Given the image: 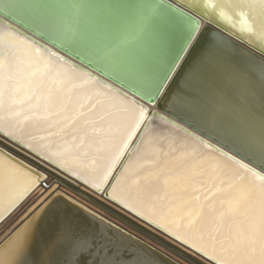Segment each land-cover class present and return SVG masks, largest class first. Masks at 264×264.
Returning <instances> with one entry per match:
<instances>
[{
	"label": "snow or ice",
	"instance_id": "obj_1",
	"mask_svg": "<svg viewBox=\"0 0 264 264\" xmlns=\"http://www.w3.org/2000/svg\"><path fill=\"white\" fill-rule=\"evenodd\" d=\"M183 4L12 0L4 5L18 22L59 47L80 49L82 58L133 95L0 25V222L33 194L32 207L42 205L54 219L60 209L45 195L53 182L45 187L47 177L13 157L7 151L11 141L130 209L200 264H264V57L240 70L245 84L258 82L259 91L248 87L230 108L192 111L204 54L185 77L187 86L174 95L170 88L207 31L202 20L224 26L264 54V0ZM163 102L195 131L162 116L156 105ZM157 122L182 136L153 135ZM161 141H167L166 150L155 147ZM148 145H153L146 161L152 170L142 172L143 166L133 167V156ZM68 202L75 203L70 197ZM36 219L10 238L7 264L22 252ZM70 230L65 223L64 232ZM89 246L76 242L83 250Z\"/></svg>",
	"mask_w": 264,
	"mask_h": 264
},
{
	"label": "water",
	"instance_id": "obj_2",
	"mask_svg": "<svg viewBox=\"0 0 264 264\" xmlns=\"http://www.w3.org/2000/svg\"><path fill=\"white\" fill-rule=\"evenodd\" d=\"M168 2L176 4L179 7H184L183 0H168ZM0 22L5 24L6 26H11L13 29L20 31L23 34L25 33L28 38H32L35 41L41 42L40 40H38V38H40L43 41L55 44L53 40H50L49 36L42 35L39 31H34L32 28L26 26L25 24L18 22V20L15 19L9 11L0 9ZM201 23L203 27L207 28V31L204 33L203 38L201 39L200 44L196 49V52L192 54V58L196 54H204V52H206L208 48H211V46L214 45H221L223 47L227 46L235 50H241V52L246 57L252 58L258 62L259 58L264 57V54L259 53L258 50H256L255 45L250 44L246 39H238L236 35H234L229 31V29L225 28L224 26L218 25L216 23H210L208 20H202ZM37 36L38 38H36ZM62 49L66 54L73 56L75 59L78 58L77 54L69 51L67 48ZM69 60L72 63H76L73 59L69 58ZM191 60L192 59L185 57V62H182L181 68L177 70V76L174 77L170 82V88L173 87L175 81L180 76L184 68L190 64ZM86 63L90 66H93L91 63H89V61H86ZM92 68L100 71V69L96 66H93ZM114 81L115 83L122 85L120 82L116 80ZM157 107L159 110H165L171 116L169 117L165 115V117L176 120L177 123L181 124L189 131H195V129L192 128L191 124L185 123V121L180 119L179 116H173L172 113L164 107V104L158 103ZM200 134L202 135V133ZM212 143H215V141H212ZM2 150L4 149L2 146H0V151ZM7 151H9L11 155L17 158L21 163L30 164L34 169H38L45 177L50 173H53V176L57 179V181H61L58 174L47 171L42 165L35 164L24 156H20L10 148H8ZM224 151H229V149L225 148ZM69 183V181L62 182L63 186L65 185L64 187L66 189H72L70 188ZM77 192L79 193V195L88 198V201L93 203L96 209L88 207L87 205L75 200L71 195L62 192L59 189L55 192H51L47 196V198L50 200H54L60 206L59 210L68 211L73 215H78V217L87 220L89 226L85 229L79 230L73 238L69 237L65 240V242H62L61 247L64 246V248L62 250L60 249L59 254L58 250L55 254L58 243H60L68 233L64 232V228H61L58 234L55 236L53 242L39 256L36 264H200L199 260L193 259V257L187 252L178 248L176 245L166 241L158 233L134 220L130 216L121 213L114 207L105 204L103 201L94 198L83 191L78 190ZM69 197L73 201H75V203H69ZM37 206L39 207L35 209V207ZM35 207L29 213H27V215H25V212L22 215L23 218L19 222H14V232L12 234H14L18 230H22V226L28 220L29 215H31L33 212H37L40 208H42V205L37 204ZM92 213H94L95 215H92ZM58 221L59 214L54 219L52 212L49 209H45L43 214L41 213L39 218L37 219L34 230L32 231L30 238L25 244L31 246L33 244V249L36 245L38 246L39 244L45 243V241L50 239L49 237ZM94 226L102 227L108 235L121 240L124 245L115 246L113 244L107 243L108 238L104 234L99 240L92 230ZM12 234L9 233L8 238ZM6 239L0 241V247H3L7 244ZM77 241H88L90 246L86 250L77 248ZM131 249L139 250V252L144 257L138 254L131 253L129 251ZM145 257L150 258L154 261V263L148 261L147 259H145Z\"/></svg>",
	"mask_w": 264,
	"mask_h": 264
},
{
	"label": "bare ground",
	"instance_id": "obj_3",
	"mask_svg": "<svg viewBox=\"0 0 264 264\" xmlns=\"http://www.w3.org/2000/svg\"><path fill=\"white\" fill-rule=\"evenodd\" d=\"M12 0H0V9H3L5 11H9L11 15L15 17V13L11 12V10H6L4 5L6 3H11ZM0 25L6 26L5 24L0 22ZM16 25V24H15ZM17 26V25H16ZM18 27V26H17ZM18 31V30H17ZM19 34L23 35L25 38L32 40L36 44L43 46L47 48L48 50L55 52L59 57L67 60L70 64L80 68L83 71H86L94 76H96L101 83L105 84L106 86L112 87L115 90L125 92L129 96H132L133 93L124 85H120L115 83L114 80H112L108 75L102 73L99 70H95L92 67L95 66H90L89 64L86 63L88 59L82 58L83 52H81L80 49L71 47V46H66L64 48H67L69 51L75 53L78 55V60H76L73 56L66 54L63 52V49L59 47L56 43L52 44L51 42L43 41L38 36L39 41H35L32 38H28V36L25 35V33H21L18 31ZM50 40H52L50 38ZM54 45V46H53ZM204 55L206 56V63L203 65L201 70L198 73V90L197 93L190 97L191 100V108L192 111L198 112L203 109H209L212 108L213 106L216 105H222L225 108H230L233 103L235 102V99L237 96L245 93L247 91L248 87H255L257 89V92L259 91V83L257 82L255 85H246L245 82L242 80L241 72L240 70L243 67H251L253 65H258L259 62L246 57L241 50H235L231 47L227 46H221V45H214L211 46V48H208L206 52H204ZM201 55H195L192 60L190 61V64L184 68L180 76L177 78L175 81L172 89V94L174 95L177 91H179L182 87L187 86V81L185 77L187 76L188 73H190L193 70V64L197 58H199ZM73 57V58H72ZM70 59H73L76 63H72ZM83 60H80V59ZM97 67V66H96ZM99 68V67H97ZM119 82V81H118ZM164 107L168 109L169 103L164 102ZM156 110L160 112L162 116H169L171 117L168 112L165 110H159L157 105H156ZM257 113L259 111V105H257ZM156 127V133L153 135H160V136H175L178 140L182 136V133L179 132H172L169 130L166 126L159 124L158 122L155 125ZM53 131L55 129H52ZM38 135H44V132H39L37 133ZM53 139H56L55 137ZM10 144V149H12L14 152L19 154L20 156H24L25 158L29 159L30 161L34 162L35 164H40L42 165L47 171L49 172H54L60 176V179L62 182H70V188L72 189H66L61 181H57V179L53 176V173L49 174L47 177V180L45 181V187H48V181H52V187L49 188L48 192L45 194L46 197L51 193L55 192L56 190H61L62 192L67 193L68 195H71L75 200L87 205L88 207H91L93 209H96L93 205V203L88 201V198L79 195L77 192L78 190L83 191L87 193L88 195L97 198L101 201H103L105 204L114 207L115 209L119 210L121 213L130 216L134 220L138 221L139 223L145 225L146 227L150 228L151 230L155 231L158 233L161 237H163L166 241L176 245V242L172 239H170L168 236H166L162 231L158 229H154V226L151 225L149 222H145L142 218L137 216L136 214L132 213L130 209H125L124 207L120 206L118 203L112 201L110 197L103 195L98 192H93L92 190L88 189L86 185L79 183L75 180L74 177H72L70 174H66L61 172V170L51 163H45L44 161H40L37 159L33 153L30 151L21 149L19 145L11 146V141L9 142ZM153 145H148L144 148L143 154L139 157H136L135 155L133 156V167L137 166H143L142 167V172H147L151 171L152 169L147 165L146 161L151 159V156L148 155V153L151 152ZM155 147H162L165 150L167 149V141H161L159 144L155 145ZM67 180V181H66ZM72 184V185H71ZM74 188V189H73ZM78 189V190H77ZM76 190V191H75ZM76 192V193H75ZM36 195L33 194L30 196L28 199H26L20 207L14 211L11 215H9L4 221L0 222V241L6 239L7 244L4 245L3 247H0V264H7V256L6 252L9 245L10 238L13 236V230H14V222H19L23 218V214L27 212L28 208H31V210L34 208L32 207L33 203L35 202ZM37 205V204H36ZM35 205V206H36ZM39 206L35 207L37 209ZM34 209V210H35ZM45 211V209L40 208L37 212H33L31 215H29L28 220L26 223L22 226V230L26 227L27 223L31 218L36 215L37 219L39 218L40 214ZM28 211L27 213H29ZM38 214V215H37ZM25 217V216H24ZM36 219V221H37ZM35 221V223H36ZM65 223H68L71 225V230L67 233V235L63 238V240L58 243L57 249L55 251V254L57 250L59 251L58 254L60 253V249L62 250L64 248L61 247L62 242H65L66 239L69 237H74L75 234L81 230L85 229L89 226V223L87 220L82 219L78 217V215H73L68 211L65 210H59V221L56 223L55 227L53 228V231L50 235V239L45 241V243L39 244L38 246L36 245L33 249L31 245H24V248L22 252L19 254V256L13 261V264H36L37 259L39 256L43 253V251L53 242L55 236L58 234L59 230L64 228ZM35 226V224H34ZM95 236L100 240L102 235L104 234L107 238L108 241L107 243L113 244L115 246H123L124 243L113 237L110 236L106 233V231L100 227V226H94L92 228ZM17 232V231H16ZM15 232V233H16ZM72 232V233H71ZM9 233L12 234L9 238ZM71 233V234H70ZM71 238V239H72ZM70 239V240H71ZM56 243V244H57ZM45 244V245H44ZM31 246V247H30ZM56 246V245H55ZM177 246V245H176ZM178 247V246H177ZM182 249L181 247H178ZM33 250V251H32ZM131 253L138 254L143 256L139 250L136 249H131L129 250ZM186 252V251H185ZM188 253V252H187ZM144 257V256H143ZM148 261L154 263L153 260L150 258L145 257Z\"/></svg>",
	"mask_w": 264,
	"mask_h": 264
}]
</instances>
